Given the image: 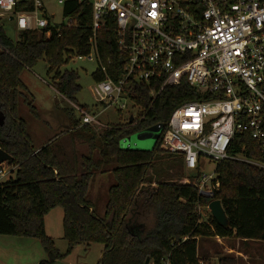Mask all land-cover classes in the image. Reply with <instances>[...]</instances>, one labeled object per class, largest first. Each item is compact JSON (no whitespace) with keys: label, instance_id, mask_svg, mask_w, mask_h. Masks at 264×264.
<instances>
[{"label":"trees","instance_id":"obj_1","mask_svg":"<svg viewBox=\"0 0 264 264\" xmlns=\"http://www.w3.org/2000/svg\"><path fill=\"white\" fill-rule=\"evenodd\" d=\"M32 10L26 1L15 7V12ZM62 13L70 23L61 25L59 32L50 26L18 31L11 40L0 26V150L12 158L9 177L0 180V235L39 240L46 260L38 264H54L77 246L93 245L102 247L98 264H144L146 259L149 264H210L208 259L198 258L201 237L264 243V170L246 162L264 164V160L248 135L233 139L231 154L237 158L215 164L208 196L199 194V170L183 180V158L166 152L163 134L151 150L122 147L124 139L154 124L166 128L176 108L197 100L196 91L187 86L168 87L154 102L149 97L151 90L136 87L131 99L141 109L137 119L108 125L99 132L80 125L68 112L65 132L39 149L32 146L26 124L18 115L20 101L33 118L38 113L24 95L27 89L21 74L44 61L48 75L54 74V91L74 103L80 91L77 74L60 69L72 58L90 52V5L68 1ZM96 46L106 67L109 60L118 67L112 23H104L97 31ZM92 77L94 81L103 79L98 71ZM163 162L166 170L161 168ZM98 174H108L112 180L102 217L88 199ZM214 200L220 201L227 217L226 229L210 214L205 219L201 215L200 209ZM57 207L63 213L65 255L44 232L45 216ZM217 264H237V260L225 254Z\"/></svg>","mask_w":264,"mask_h":264},{"label":"built area","instance_id":"obj_2","mask_svg":"<svg viewBox=\"0 0 264 264\" xmlns=\"http://www.w3.org/2000/svg\"><path fill=\"white\" fill-rule=\"evenodd\" d=\"M21 1L32 11L15 12ZM87 3L91 9L90 52L78 60L98 64L94 101L112 109L125 122L141 112L131 99L136 87L151 90L154 102L168 87L187 86L198 99L176 108L163 128L162 147L183 158L190 173L200 171L201 195H211V180L202 174L205 162L235 159L236 135H248L264 160V0H56ZM0 18L15 20L19 31L54 28L41 0H0ZM104 23L115 28L118 67L102 62L96 33ZM50 33L47 32L46 36ZM80 125L100 131L108 127L73 105ZM244 148V147H242ZM239 159V158H238ZM243 160V159H239ZM246 162L264 170V164ZM7 175L0 170V180ZM168 264V263H164Z\"/></svg>","mask_w":264,"mask_h":264},{"label":"rangeland","instance_id":"obj_3","mask_svg":"<svg viewBox=\"0 0 264 264\" xmlns=\"http://www.w3.org/2000/svg\"><path fill=\"white\" fill-rule=\"evenodd\" d=\"M41 2L44 5V13L47 18L54 14V23H65L62 18V8L57 5L56 0H41ZM0 26H2L7 37L11 40L16 39L19 30L15 20L0 18ZM97 69L98 64L94 59L92 61L88 59L78 60L76 57L60 69V72L73 71L77 74V85L80 91L74 97V103L67 101L54 91L52 87L54 74L48 75V68L44 61L38 62L33 69L21 74V80L27 89L24 95L33 102L38 117L33 118L28 112V108L21 101L18 106V115L26 124L34 148L42 147L52 137L68 129L66 115L68 112L72 113L76 120H79L80 115L73 105L85 108L88 114L95 116L96 120L102 124L110 126L125 123V115L117 116L112 109L103 110V107L94 101L93 87L95 82L92 75ZM163 128L164 125L159 123L134 133L130 136V148L135 149V137L138 134H145L143 140L137 142V146L151 150L155 142L161 137ZM121 144L123 148L127 147V144ZM166 165L163 162L161 168L166 170L168 167ZM214 169V163L207 164L205 162L202 174L213 178ZM0 170L7 175L3 179L6 180L9 177L10 168L4 163L0 166ZM190 174L189 171L185 170L183 180L186 181V176ZM111 183L112 180L108 174H98L90 186L88 199L99 217L104 214L107 192ZM200 210L203 219L207 214H210L207 207ZM62 218L61 208L57 207L50 210L44 218V232L47 237L52 239L55 249L61 255H65L67 243L63 239ZM197 245L200 249V256L203 255V249L208 250L210 253L208 262L210 264H217V259L225 254L234 256L237 264H264V243L261 242L201 237L198 239ZM101 256V246L93 245L88 248L77 246L69 256L56 261L54 264H98ZM44 260H46V255L39 240L0 235V264H38Z\"/></svg>","mask_w":264,"mask_h":264},{"label":"water","instance_id":"obj_4","mask_svg":"<svg viewBox=\"0 0 264 264\" xmlns=\"http://www.w3.org/2000/svg\"><path fill=\"white\" fill-rule=\"evenodd\" d=\"M10 21H12V18H10ZM2 120V119H1ZM129 122H131V120H129ZM145 134H138L135 137L136 143H135V149L134 150H147V148L145 147H138L137 146V142L143 140ZM123 144H127V147L125 149H130L133 150L132 148H130V143H131V138L128 137L126 139H124L122 141ZM138 148H137V147ZM12 162V158L5 153L4 151L0 150V166L4 163H6L7 165H10ZM211 217L213 218V220L216 222V224L221 227V228H228L229 227V223L227 220V217L222 209L221 203L218 200H214L212 202L209 203L208 207H207ZM103 255L101 256L102 259ZM144 264H149V260L146 259Z\"/></svg>","mask_w":264,"mask_h":264},{"label":"crops","instance_id":"obj_5","mask_svg":"<svg viewBox=\"0 0 264 264\" xmlns=\"http://www.w3.org/2000/svg\"><path fill=\"white\" fill-rule=\"evenodd\" d=\"M68 124V123H67ZM63 127H66V126H63ZM53 138V137H52ZM40 147H38V148H35V149H39ZM215 239H219V238H215ZM249 242H251V241H249ZM198 258L200 259V260H203V259H209L210 257L208 256V255H210V253L208 252V250H205V249H203L202 250V256H200V249H199V247H198Z\"/></svg>","mask_w":264,"mask_h":264}]
</instances>
